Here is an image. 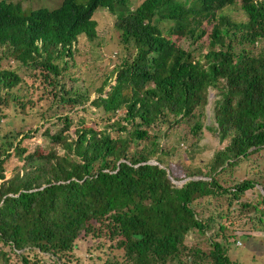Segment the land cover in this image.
<instances>
[{
	"label": "trees",
	"instance_id": "trees-1",
	"mask_svg": "<svg viewBox=\"0 0 264 264\" xmlns=\"http://www.w3.org/2000/svg\"><path fill=\"white\" fill-rule=\"evenodd\" d=\"M237 1L144 0L133 12H121L115 26L121 40L132 46L119 56L115 84L93 103L109 115L118 110L124 115L109 123L110 129L100 130L80 118L77 136L70 140L63 132L73 117L59 116L63 122L59 131L49 134L47 127L44 133L62 142L64 155H40L38 150L24 154L21 140L14 147L12 134L0 133V242L24 264H29L28 253L35 248L59 258L75 248L81 232L99 236L102 230L114 241L111 251H123L121 260L112 252L114 260L105 264H245L232 260L227 247L231 239H243L247 246L250 236L240 233L241 221L246 215L252 222L256 212H263L264 195L256 185L264 186V50L253 51L255 41L264 39V0H239L247 20L234 22L230 11ZM40 2L24 9L20 0H0V62L18 61L31 80L25 82L15 69L0 68L1 116L12 104L21 110L29 106L30 100L24 101L18 91L47 88L61 71L66 75L63 70L73 68L72 47L80 34L89 40L97 35L94 2L85 0V6L77 0L53 6L49 0ZM165 25L177 34L178 47L163 36ZM149 50L164 59L165 71L177 69L180 74L176 87H168L165 95L160 88L152 95L139 91V63ZM220 78L227 86L234 83L223 101L221 120L211 128L225 142L223 148L215 149L203 166L191 164V156L214 146H198L185 162L172 161L169 158L180 149L172 144L162 147L158 139L182 126L198 135L201 128L192 110L205 103L209 87L224 88ZM70 90L62 83L59 101L77 105L87 98ZM50 95L55 98L57 92ZM43 117L41 113L39 118ZM256 122L261 131L252 134ZM162 126L163 135L157 129ZM12 154L24 160L25 170L4 180V164ZM154 155L166 166L175 164L168 166L175 180L198 175L209 179L193 178L176 186L167 169L147 163ZM250 189L259 194L256 200L246 195ZM250 222L249 227L257 228ZM0 256L4 262L9 259L3 249ZM35 257L39 263L41 258Z\"/></svg>",
	"mask_w": 264,
	"mask_h": 264
},
{
	"label": "rangeland",
	"instance_id": "rangeland-1",
	"mask_svg": "<svg viewBox=\"0 0 264 264\" xmlns=\"http://www.w3.org/2000/svg\"><path fill=\"white\" fill-rule=\"evenodd\" d=\"M8 1H18V0H8ZM21 5L24 9H29L31 7H35L37 4H41L40 0H20ZM50 5L53 6L56 2H60L61 0H49ZM143 0H129V7L134 9L138 6ZM47 4V3H46ZM42 5V4H41ZM230 15L234 22H242L247 20V16L245 12L241 9V5L239 4V0L237 1V5L234 6V9L230 11ZM94 19L97 20L96 23V37L92 40H89L85 34H80L78 36V41L73 45L75 63L71 70L69 67L64 69L66 75H62V71L57 76L56 82L53 85L42 88L35 89L34 87H29L26 89L24 87L22 91H18L19 95L22 98L25 96L24 101L30 100L25 109H18L19 105H10L9 107L3 108L4 116L0 115V133H8L11 135V140L13 141V146L15 147L18 142L21 140V145L26 147V151L24 154H28L30 152H34L38 150L40 155L50 154L51 152L56 155H64L66 149L62 146V142H56L51 140L44 131L48 127L49 134L55 133L59 131V129L63 126V122L61 120H57L59 116H72L73 123L68 130H65L63 134H68V140L71 138H76L77 129L80 124L78 120L80 118H85L86 122L84 123L87 126L94 127L96 129H103L105 127L109 128V123L113 121H118V116L124 115L123 111L118 110L117 113L109 115L108 112L104 110L102 106H97L93 103V101L99 96H106L107 92L111 89V87L116 82L117 77V66L121 63L122 57H119L124 50L122 47V40L119 34L118 29L116 28L117 18L116 15L111 13L108 9H103L96 11L94 14ZM175 39V36H171ZM263 45H259L253 51L257 54L258 49ZM203 51H206V46L201 45ZM1 47H0V55H1ZM65 59L69 60L68 57ZM117 59L119 61H117ZM118 62V63H117ZM63 62H60L59 68L62 70ZM0 68H9L15 69L22 75V78L25 82L31 83V80L28 77V72L24 71V67L20 66L18 61L13 59H2L0 62ZM112 69H114L112 71ZM81 71L84 73L81 74ZM56 74H53L55 76ZM62 83L65 84L66 89H71L70 92L83 93L87 96L84 102L77 105H70L59 101V96L63 95L62 91ZM151 84V83H150ZM20 86V85H19ZM102 87V91H97L96 88ZM57 92V97L53 98L50 94H54ZM73 94L74 96L77 95ZM130 94V91L127 92ZM215 95V89L211 88L207 91L208 99H212ZM33 105V107H30ZM205 110H203L204 117L203 126L209 124L210 117L207 115V111L209 112V106L204 105ZM201 111L200 108H196L194 112ZM36 112V113H35ZM206 112V113H205ZM43 114V119L39 118L40 114ZM207 115V116H206ZM27 117V118H26ZM27 120H26V119ZM57 120L50 125L51 122ZM195 120V118H194ZM146 127V126H143ZM201 127V131L203 134L198 133V135H194L191 132L186 131L187 127H180L179 129L175 128L171 131L168 138L160 137L158 139L159 144L162 147H166L169 144H174L178 138L180 137V141L178 145L174 146L180 149V152L176 155L171 156L172 161L176 162H185L191 156V149L196 150L198 146H214L212 150L206 149L204 152H201V149L198 154H193L189 161H192L191 164L195 165H205L209 162V159L214 154L215 149L222 148L224 146L219 144L218 135L213 133L210 130H207L206 127ZM37 128L35 131L34 129ZM39 128V129H38ZM21 130L18 134L17 131ZM158 131L163 135L165 131V126L157 127ZM25 133H28L29 136H24ZM187 133V134H186ZM17 136L14 138L13 135ZM116 134L112 133V136ZM179 136V137H178ZM182 137V138H181ZM184 137V139H183ZM183 142V144H180ZM264 147V146H263ZM13 148H10L8 152H12ZM264 156V152H262ZM2 158V157H1ZM156 160L155 155L149 160ZM263 161V159L261 160ZM264 163V162H263ZM5 176L4 180L13 177L16 173L22 175L24 172V160L18 158L17 155L12 154L5 161ZM168 166H175L174 163H169ZM27 169V168H26ZM173 171V168H171ZM171 177V175H170ZM203 179H209L207 176H200ZM171 179H173L171 177ZM188 177H185L187 180ZM2 179H0V182ZM177 180H174L175 182ZM180 183L175 182V185H180ZM258 191L260 194L264 195V188H259ZM246 195L250 198H256L259 195L255 189H250L246 192ZM207 199H204L206 202ZM236 207V206H235ZM237 208V207H236ZM240 233L247 234L250 236L247 241V246L251 247L250 249L247 246L243 245V239H239L236 243L232 242L228 244L227 249H229V256H233V252L236 251L234 256L240 257V262L245 264H264V230L249 227L247 224L248 217L244 215L242 219ZM260 226V225H258ZM96 231L97 229L96 226ZM239 234V233H237ZM193 238L192 234H188L186 243H192ZM114 242L110 240L107 233L103 230L100 232L99 236H93L92 234H84L81 232L79 238L75 240L76 246L72 250L66 252L61 257H57L51 255V253L44 252L35 248L32 251H29V264H105L107 259L114 260L115 254L118 255L117 260H121V255L123 251L115 250L111 251L110 244ZM239 242V243H238ZM237 246H241L236 248ZM9 245H3L0 242V250H4L9 255V259L7 262H4L2 256H0V264H24L20 256L16 255L14 252L10 251ZM28 249V248H26ZM104 250V251H103ZM245 250V251H244ZM24 250H18L17 253L23 252ZM240 253H237V252ZM113 252V253H112ZM242 252L244 255H242ZM35 254L41 258L39 263L34 261ZM233 259V258H232Z\"/></svg>",
	"mask_w": 264,
	"mask_h": 264
},
{
	"label": "clouds",
	"instance_id": "clouds-1",
	"mask_svg": "<svg viewBox=\"0 0 264 264\" xmlns=\"http://www.w3.org/2000/svg\"><path fill=\"white\" fill-rule=\"evenodd\" d=\"M90 1L92 2V4L94 2L96 4V6H97L96 9H95V12L92 15V19L94 21H96V23H97V20L94 19V14L96 13V11L103 10V9H108L111 13L115 14L116 18L119 20V15H120L121 12L123 13L126 9L129 10V12L130 11L133 12V10L136 9L139 6L138 5L134 9H131L129 7V0H127V1L126 0H123V1L113 0L112 6H108L107 5V2L110 1V0H90ZM77 2H80V5L85 6V0H77ZM126 2H127V5L125 6ZM118 20H117V22H118ZM159 22H161V21H159ZM162 33H163V36L166 39H169L171 42H173L176 47L179 46V39L177 37V34H174L173 32L169 31L168 28L166 27V25H165ZM172 35L175 36V39H173L171 37ZM261 42H263V43H261ZM255 44H256L255 48L257 46H259V45H263L258 50H260V51L264 50V39L256 40ZM122 45H123L122 47H124V50L121 53V55L124 54L132 46V43H124L122 41ZM165 66H166V63H165L164 59L158 53L156 54L155 52L149 50L148 53L144 54L143 58L140 59V63H139V67H140V72L142 74V78H141V82H140V85H139L138 88H139V91L141 92V95L143 94V92H145L147 95L148 94L152 95L153 92L158 90V88L162 89L164 91V95H165L167 92H170L168 87H176L174 84H176L177 78H178V76L180 74L177 73V69H175V70L172 69L169 72L165 71ZM158 77H160V78L157 79ZM164 79L169 80V84L168 85L165 83ZM220 80H221V83L223 84L222 86H224V84H225L224 88L218 90L217 88L209 87L208 90L211 89V88L215 89L214 97H212V99L210 100V99H208L207 94H206L207 100L205 101V103L203 105L200 104V105L195 106L194 109L192 110V114H193V116L195 118V121L197 123H199L200 128H201V127H204L203 126V119H202V117H204V113H203V110H205L204 105L206 104L207 106H209V112L207 111V115L210 117V119H209V124H206L205 127H206L207 130L212 131L216 135H218V131L213 130L211 128H213L216 125H218V123H219L218 121L221 120V116H222L221 112H222L223 101L226 100V96L230 93V90L234 86V83H232L231 85L227 86L228 82L226 83V79L223 80V79L220 78ZM243 82H246V81H243ZM187 87H188V82L185 85L184 90H186ZM186 95L188 97L189 96V92H186ZM218 101H220L219 104L217 103ZM196 108H200L201 111H199L197 113L194 112V110ZM232 108L234 109V107H232ZM260 120H263V118L261 117ZM251 122H252V119H251V121L250 120L248 121L249 125H251ZM257 122L254 123L253 126H252L253 127V130L251 131L252 134H255V133L261 131V128H258L259 123H257ZM199 132H200V134H203L201 129L199 130ZM191 133H193V132H191ZM183 139H184V137H183ZM179 141H180V138H178L177 142L174 143L173 145L174 146L178 145ZM218 141H219V144H222V142H220V140H219V136H218ZM228 142H229V139H228ZM180 144H183V142H181ZM262 146H264V143L262 144ZM219 149H221V148H219ZM151 158H149L147 160V163L153 164V165H157V166H159L160 168H163V169H167V175H168V177H170V174H169V171H168L169 168H168V166H166L167 164L165 162H163V163L160 162L157 158L154 161H149ZM193 178H200V177L190 176V177H188L187 180H190V179H193ZM183 179H184V181L181 182V184H183V183H185L187 181V180H185V178H183ZM183 179L177 180L175 182L180 183V181H182ZM174 180L175 179H172V181H174ZM256 186H257L258 189L259 188H264V186L261 185V184H258ZM260 207H262L263 212L262 213L256 212V214L253 213L255 215L254 221H252V222H250L249 220L247 221V223L250 222L251 224L255 223L257 225V228H253L254 230L259 229L258 227H260V229L264 230V228H263V226H264V205H260ZM258 225H260V226H258ZM237 241H235L234 243H236ZM244 245H245V243L243 242L242 246H244ZM238 247H241V246H237L236 245V248H238ZM248 248L250 249V247H248ZM227 251L229 252V249H227ZM235 253H236V251L233 252V256H231L233 259L232 258L231 259L232 260H237V258H238L239 260H241L240 257L234 256ZM237 253H240V252L238 251ZM242 255H244L243 252H242Z\"/></svg>",
	"mask_w": 264,
	"mask_h": 264
}]
</instances>
